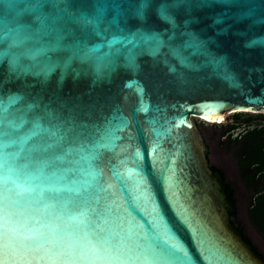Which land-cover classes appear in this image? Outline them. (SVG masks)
<instances>
[{"label": "water", "instance_id": "95a60500", "mask_svg": "<svg viewBox=\"0 0 264 264\" xmlns=\"http://www.w3.org/2000/svg\"><path fill=\"white\" fill-rule=\"evenodd\" d=\"M32 2L21 0L15 9L7 2L0 3V35L8 28H21L22 35L34 37L29 46L39 48L54 44L59 32L65 37L64 45L73 44L76 38L67 34L71 26L66 27L63 21L46 29L50 35L37 33L40 22L36 14L23 11ZM162 2L153 0L145 18L140 19L132 14L139 0H108L106 14V21H116L109 39L113 35L161 34L165 45L156 55L147 43L116 44L122 51L114 58L115 66L108 68L103 66L104 54L109 51L105 45L95 54L98 59L73 60L66 71L57 67L47 78L33 74L39 66L18 75L11 70L8 57L0 63V107L9 119L19 122L24 117L29 121L15 136L30 130L31 121L43 115L46 105L68 122L65 127L75 125L64 149L107 143L102 139L105 136L118 137L99 149L97 159L82 160L80 153H73L68 160L78 163L57 162L59 168L76 169L68 178L79 182L80 191L66 194L67 208L69 213L87 210L94 239L115 233V240L123 236L127 243L138 244L148 258L57 264H155L152 249L165 245L190 250L192 264H264L262 254L233 223L235 207L225 192L222 175L211 169L209 149L198 123H222L231 114H264V43H260L264 41V0H190L172 9L178 25L172 39L171 25L157 12ZM96 6L97 0H64L61 7L67 8V13L60 15L91 18ZM50 13L51 5L45 6L43 14ZM218 15L223 16L219 24L215 22ZM185 20L190 22L185 25ZM185 32L195 38L183 35ZM85 42L88 47L97 46L100 38L85 37ZM173 50H178L183 63ZM129 52L137 68L127 66ZM49 55L63 59L69 53ZM173 66L175 71L170 70ZM13 94L22 98L15 100ZM37 101L41 107L29 110L27 105ZM123 120L127 126L118 127ZM43 123L47 126L49 121ZM5 129L10 130L7 125ZM42 139L47 142L46 134L34 137L29 145ZM53 151L64 154L57 149L49 154ZM95 172L102 175L95 179L86 175ZM164 175L169 179H163ZM85 180L93 186L85 187ZM40 207L22 201L14 209L16 219L28 220L31 226L29 218L40 216ZM105 208H111L112 214L107 215ZM66 217L58 223L63 225ZM75 243L74 238L46 230L37 239L13 235L5 255L10 264L20 258L31 264H51L38 258L59 250L69 252Z\"/></svg>", "mask_w": 264, "mask_h": 264}, {"label": "snow or ice", "instance_id": "6c2138e0", "mask_svg": "<svg viewBox=\"0 0 264 264\" xmlns=\"http://www.w3.org/2000/svg\"><path fill=\"white\" fill-rule=\"evenodd\" d=\"M7 2L10 9H15L21 0H0V3ZM64 0H33L24 12L36 14V19L40 22V28L37 33L50 35L52 25L63 21L68 27V35L75 37V41L71 45L62 43L65 38L63 34L58 32L56 42L54 44H46L39 48L29 46V41L34 37L21 34V28H8L4 34L0 35V63L5 57L9 58V64L12 71L28 74L33 67L39 66V71L34 75L43 74L47 78L51 72L57 67H61L65 71L71 65L73 60L81 62L98 59L95 54L100 47L107 46L109 51L104 54V67H114L115 59L118 58L122 48H115L116 44L124 45L125 43H147L152 55L158 54L161 47L165 45L161 34H140L136 33L130 36H112L108 38L112 25L116 23L115 18L112 21H106L108 11V0H97L95 14L91 18L88 17H71L61 16L60 13H67V8H62L61 4ZM190 3V0H163L159 5L157 12L159 17L168 22L172 29V35L169 39L175 38V29L178 27L175 16L172 13L173 8H178L181 4ZM213 0H201V3H211ZM220 2L229 3L232 0H220ZM153 0H139L138 5L132 9V14L140 19H144L147 10L152 5ZM51 5L53 13L43 14V8ZM190 12V8L188 9ZM51 22V23H49ZM190 21L185 20L187 25ZM217 24L223 22V16L218 15L215 21ZM106 27H101L102 24ZM55 30V29H52ZM125 31L121 29V32ZM226 31V29L222 30ZM183 35L194 37L193 33L185 32ZM93 36L100 38L97 46L88 47L85 37L90 39ZM257 41H251L256 44ZM264 43V41H260ZM6 45V47H3ZM52 52H68L69 55L63 59L57 57L53 59L49 53ZM183 63V58L179 56L178 50H173ZM43 56L40 60L38 57ZM28 60L32 63L25 64ZM129 67L137 68L134 55L129 52L127 55ZM99 67L97 66L98 74ZM170 70L175 71L174 66ZM131 83V82H130ZM139 92L143 95V88L139 82H135ZM15 100L22 97L19 94H13ZM29 110L41 107L37 101L27 105ZM43 115H37L31 121L32 128L26 133L15 136V133L23 129L24 125L29 121L21 117L19 122L15 118L9 119L0 107V264H10L9 259L5 255V249L10 246V238L13 235H23L24 238L37 239L45 234V230L53 235L63 234L70 238H74L76 243L73 250L65 252L63 250L49 252L38 259H47L51 264H57L58 261H96V260H115V261H137L147 259L148 253L138 244L127 243L123 236L119 240H115L117 234L109 232L102 240L94 239L95 233L91 230V220L87 210L79 213L68 212V198L66 194L80 191L76 186L79 182L70 180L68 173L76 171L72 168H59L57 162L62 163H78V161H69L68 157L73 153H80L82 160H94L99 158L100 148L107 147L113 139L118 137L105 136L102 139L107 143L97 142L95 145H83L79 147H68L64 149V144L69 139V134L74 130V123L65 127L67 121H62L58 115L54 113L48 106L42 109ZM223 117H220L222 119ZM47 119L49 124L46 126L43 121ZM5 125L10 130L5 129ZM127 121L123 120L118 127H126ZM191 127V125H188ZM86 127V126H85ZM41 133L46 134L48 140L43 139L40 142L29 145L34 137L40 136ZM9 137L7 140L4 137ZM27 146V147H26ZM12 148L13 151H7ZM87 148V151L85 150ZM62 150L63 155H57L54 151L49 154V150ZM174 163V161H173ZM83 171L82 169L80 170ZM173 170V176H174ZM91 175L93 179L102 173H86ZM168 180L167 175L162 176ZM85 187H91L92 181H83ZM22 201L39 204L40 216L29 218L32 223L29 225L28 220L21 222L16 219L14 209ZM107 215L112 214L111 208L103 210ZM186 211V209H185ZM66 222L61 225L58 221ZM130 238V237H129ZM152 257L155 264H192L190 250L185 251L184 248L176 245H165L162 248L154 247L152 249ZM13 264H31L27 258H20Z\"/></svg>", "mask_w": 264, "mask_h": 264}, {"label": "flooded vegetation", "instance_id": "af4514ba", "mask_svg": "<svg viewBox=\"0 0 264 264\" xmlns=\"http://www.w3.org/2000/svg\"><path fill=\"white\" fill-rule=\"evenodd\" d=\"M243 116L242 118L234 117L231 120L232 123L230 127L222 134L223 140L225 139L227 141L222 140L219 142L221 147H227L228 143L236 147L230 158L225 159L223 157L225 160L222 159L225 162L231 161L233 163L232 167L224 169L211 162V169L213 168L212 170L214 172H218L222 175L226 193L228 189L233 190L231 198L235 200L237 209L240 201L251 205L249 208L250 217L255 227L261 231L255 215L264 211V129L250 130L246 128V130L242 132L239 131L243 123L246 125L249 124L248 127L253 124L252 121L243 118ZM202 133L209 149L208 155L211 161V146L208 143L206 135H204L203 129ZM234 133H237L236 137L233 135ZM227 195L229 197L228 193ZM237 211L239 215V210ZM234 225L239 230L241 229L235 222ZM242 233L243 235L246 234L244 230ZM245 237L252 242L247 235H245ZM253 245L264 257V254L258 247L254 243Z\"/></svg>", "mask_w": 264, "mask_h": 264}, {"label": "rangeland", "instance_id": "374dc122", "mask_svg": "<svg viewBox=\"0 0 264 264\" xmlns=\"http://www.w3.org/2000/svg\"><path fill=\"white\" fill-rule=\"evenodd\" d=\"M235 114L229 115L224 122L222 123H207L204 121H199L200 127L203 129V132L206 135L209 145L211 146L212 155L211 162L214 165L226 169L227 167H232L233 163L231 161L225 162L222 159L230 158L235 146L228 143L227 147H221L219 142L223 140V135L225 131L230 127L232 123L231 120L234 118ZM243 118L249 119L253 122L251 126L249 124H242L239 131H244L246 128L250 130H261L264 129V114H244ZM238 131V132H239ZM237 133H234L235 137ZM227 141V140H223ZM224 157V158H223ZM224 159V160H225ZM250 204L240 201L238 203L239 215L235 218V223L244 230L252 242L258 247V249L264 254V234L255 227L251 217H250Z\"/></svg>", "mask_w": 264, "mask_h": 264}, {"label": "trees", "instance_id": "16d2710c", "mask_svg": "<svg viewBox=\"0 0 264 264\" xmlns=\"http://www.w3.org/2000/svg\"><path fill=\"white\" fill-rule=\"evenodd\" d=\"M242 116L243 115H241V114H235L234 115V117L235 118H242ZM213 169V168H212ZM214 170H216V169H214ZM227 193L229 194V197H228V199H229V201L233 204V206L235 207V211L231 214V216L233 217V223L235 222V218L237 217V215H238V211L236 210L237 209V204H236V202H235V200L233 199V198H231L232 197V195H233V190L232 189H228L227 190ZM256 214V213H255ZM256 216V218H257V223H258V225H259V227L261 228V232L264 234V211L262 212V213H258V214H256L255 215ZM240 231L241 232H243V229H240ZM248 241H250L249 239H248Z\"/></svg>", "mask_w": 264, "mask_h": 264}, {"label": "bare ground", "instance_id": "6f19581e", "mask_svg": "<svg viewBox=\"0 0 264 264\" xmlns=\"http://www.w3.org/2000/svg\"><path fill=\"white\" fill-rule=\"evenodd\" d=\"M210 120H213V119H210Z\"/></svg>", "mask_w": 264, "mask_h": 264}]
</instances>
